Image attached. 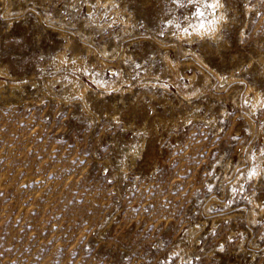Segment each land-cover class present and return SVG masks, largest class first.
<instances>
[{
	"label": "rangeland",
	"instance_id": "374dc122",
	"mask_svg": "<svg viewBox=\"0 0 264 264\" xmlns=\"http://www.w3.org/2000/svg\"><path fill=\"white\" fill-rule=\"evenodd\" d=\"M211 1L0 0V264H264V0Z\"/></svg>",
	"mask_w": 264,
	"mask_h": 264
},
{
	"label": "bare ground",
	"instance_id": "6f19581e",
	"mask_svg": "<svg viewBox=\"0 0 264 264\" xmlns=\"http://www.w3.org/2000/svg\"><path fill=\"white\" fill-rule=\"evenodd\" d=\"M211 3L212 4H215L216 3V0H212L211 1ZM219 4H220V2H219ZM8 7V6H7ZM3 11V10H2ZM91 11V10H90ZM7 12V11H6ZM2 14H4V12L2 13ZM5 15V14H4ZM7 16V15H6ZM9 16H11V15H9ZM10 18V17H9ZM101 18V17H100ZM92 19V18H91ZM95 20H96V22H97V24H99V25H104L105 26V24H106V22H104L103 24H101L102 22L99 20V16L98 17H96L95 18ZM212 21V20H211ZM93 22H95L94 20H93ZM94 24V23H93ZM214 24V23H213ZM106 25H108V24H106ZM193 25V24H192ZM217 25V24H216ZM103 26V27H104ZM127 26V25H126ZM201 26H203V27H201ZM209 26V24H207L206 23V21H198V22H196L195 23V25H194V30H195V32H197V33H199L201 36H203V35H205L206 33H208V35H209V33H211V35H213V37L214 36H216L217 37V35H218V33H220V32H218L217 34L215 33V30H217L218 31V28L216 29V28H214L213 27V25L211 24V26L212 27H208ZM218 27H219V25H218ZM61 28V27H60ZM131 28V27H130ZM183 29H184V27H182ZM127 28H125V30H126ZM130 30V29H129ZM182 30V29H181ZM186 31H188V30H185V32ZM216 31V32H217ZM63 32V31H62ZM180 32V31H179ZM184 32V33H185ZM193 33V32H192ZM191 33V34H192ZM176 34H177V32H176ZM181 34L183 35V32H181ZM178 35H180L179 33H178ZM187 35H189V34H187ZM196 36H197V34H195ZM207 35V34H206ZM210 35V36H211ZM182 37V36H181ZM183 37H185V36H183ZM179 38H180V36H179ZM191 38V37H190ZM215 38V37H214ZM158 39V38H157ZM159 41V40H158ZM161 42V41H160ZM69 43V42H68ZM162 44V43H161ZM68 45V44H67ZM103 50V49H102ZM105 49H104V54H105ZM185 51V50H184ZM186 51H190V52H192V56L195 58V57H198V59H199V56L197 55V53H195V51L193 52V50H191V48L190 49H188V50H186ZM65 53V52H64ZM64 53H62V51L60 52V53H58L56 56H55V60L53 61V64H55L54 66H56V67H58V68H60L61 66L60 65H62V69L59 71V72H57L56 73V70L54 71L53 70V72H52V74H51V76H52V78H49V79H46L44 82H41V83H45L46 84V86L47 87H49L50 89L52 88V85L55 83V81H60L61 82V84H62V82L65 84V82H67V79L68 80H70V83H69V89H70V91H71V93H79V94H81V95H84L85 94V92L87 91V89H90V88H88V84H86L85 82H83L77 75H76V72L78 71V72H80L79 70H81L82 71V69L86 66V64H85V62L84 61H82V60H78V61H76V62H73L72 60L71 61H68L67 60V58L65 57V55H64ZM106 55H107V53H106ZM200 56H201V54H199ZM79 56V55H78ZM166 57V60L168 61V63L169 62H172L173 60H171L169 57H167V56H165ZM77 58V57H76ZM79 58H81V57H79ZM201 58H203V57H200V59ZM199 59V60H200ZM202 61V60H201ZM97 62V61H96ZM103 62H101V64H102ZM105 63V62H104ZM206 63V62H205ZM53 64H52V66H53ZM170 64V63H169ZM174 64V63H173ZM203 64V63H202ZM174 65H176V64H174ZM173 65V66H174ZM96 66V65H95ZM172 66V65H171ZM204 66V68H205V66L206 65H203ZM179 67V66H178ZM209 68V67H208ZM2 69V68H1ZM0 69V88L1 87H3L4 85H6V84H8L9 85V87L11 88V91L12 92H14L15 90H18V89H20L21 87H22V84H21V82H19L18 80L17 81H15V80H10V81H7V79H6V81L4 80V79H2V77H7V78H9L11 75L9 74V72L7 73L5 70V72L7 73V74H5L4 73V71L3 70H1ZM5 69H6V67H5ZM89 69V68H88ZM172 69V68H171ZM210 69V68H209ZM7 70V69H6ZM205 70V69H204ZM218 78H222L221 76H220V74L217 72V71H215V70H213V69H210ZM46 71V70H45ZM84 71V70H83ZM112 72H114V69H112L111 70ZM88 72V71H87ZM92 72V71H91ZM4 73V74H3ZM46 73V72H45ZM175 73H178V71L175 69ZM206 73V72H205ZM47 74V73H46ZM45 74V75H46ZM6 75V76H5ZM10 75V76H9ZM176 75V74H175ZM181 75V74H180ZM188 75V74H187ZM208 75L209 74H205V79H204V85H203V87L202 88H197V90L195 91V95H196V92H200V91H202V90H208V92H209V85H210V79L208 78ZM49 76V75H48ZM88 76H89V78H91V79H93V81H95L96 82V84H98L100 87H107V89H115L116 91H120L121 93H124V91L126 90L124 87H123V84L125 83V84H131L130 83V81H129V79H126V78H124V76L122 75V74H119L118 75V77L115 79V80H110V81H108L107 82V84H106V82H103V81H100L99 79H97V77L95 76V73L94 74H92V73H88ZM98 76V75H97ZM189 77V79L191 80V81H193L194 80V78H195V74L194 75H192V76H190V75H188ZM12 77V76H11ZM10 77V78H11ZM233 77H235V76H230L229 78H228V80H230V79H232ZM38 78V77H37ZM227 78V77H226ZM178 80V79H177ZM39 81V80H38ZM42 81V80H41ZM196 81H197V79H196ZM221 81V80H220ZM226 81V80H225ZM231 81V80H230ZM23 82V81H22ZM25 82V81H24ZM145 82V81H144ZM195 82V81H194ZM222 82H224V81H222ZM221 82V83H222ZM229 82V81H228ZM59 83V82H58ZM139 83H141V82H139ZM155 83V85L156 86H158L157 84H159L158 82H154ZM180 83V82H179ZM224 83H226V82H224ZM35 84V83H34ZM182 84V83H181ZM202 84V83H201ZM142 85H144V84H142ZM147 85V84H146ZM160 85V84H159ZM176 85V84H175ZM184 85V84H183ZM7 86V85H6ZM43 86V85H42ZM152 86H154V85H152ZM202 86V85H201ZM250 86V85H249ZM164 87V86H163ZM177 88H179V90L182 92V93H185V92H183V90H182V88L180 87V86H177ZM220 88V87H219ZM101 89H103V88H101ZM107 89H106V91H107ZM2 90V89H1ZM21 90V89H20ZM100 90V89H99ZM104 90V89H103ZM252 90H253V88H252ZM105 91V90H104ZM248 91H250V90H248ZM199 92H198V94H199ZM203 92V91H202ZM247 92V91H246ZM255 92V91H254ZM191 93V92H190ZM207 93V92H206ZM248 93V92H247ZM65 94V93H64ZM79 94H77V95H79ZM102 94V93H101ZM215 94V93H214ZM75 95V94H74ZM87 95V94H86ZM185 95V94H184ZM190 94H188V96H189ZM192 95V94H191ZM194 95V94H193ZM222 95V94H221ZM248 95V94H247ZM186 96V95H185ZM216 96H220V95H217L216 94ZM262 97V96H261ZM83 98H84V96H83ZM188 98V97H187ZM252 103H251V105L247 108V110H249L250 112H252V113H254L255 111H256V109L258 108V106L260 105V103H261V98H260V94L258 93V92H256L255 94H254V97H253V101H251ZM249 112V113H250ZM115 116V115H114ZM116 117V116H115ZM116 120H117V118H116ZM253 124V123H252ZM251 124V125H252ZM177 125V124H176ZM253 127V126H252ZM133 151V150H132ZM250 154V153H249ZM249 154H247V156L249 155ZM258 155V154H257ZM260 156H262V155H260ZM248 157H251V156H248ZM252 158V157H251ZM257 158V157H256ZM263 158V157H262ZM249 159V158H248ZM259 159H260V157H259ZM261 160V159H260ZM258 161V163L260 162H262V161ZM264 160V159H263ZM251 162V161H250ZM257 163V164H258ZM261 165V164H260ZM243 166V165H242ZM260 167V166H259ZM259 167L257 168V165H256V168H257V170H259ZM247 168V167H246ZM254 168H255V166H254ZM260 168H262V165H261V167ZM126 169V168H125ZM237 169V168H236ZM249 169V168H248ZM252 169V167L250 168V170ZM263 169V168H262ZM253 170V169H252ZM240 171V174L237 176L239 179L241 178V175H242V173H244L245 171H247V169H242V170H239ZM237 172V171H236ZM254 172H255V170H254ZM253 172V173H254ZM259 172H260V170H259ZM246 173V172H245ZM247 174H248V172H247ZM255 174V173H254ZM243 176H245V175H243ZM236 177V178H237ZM238 180V179H237ZM253 201H255L254 199H253ZM209 203H211V202H209ZM256 203H257V201H256ZM208 205V204H207ZM211 205V204H210ZM253 205H255V204H253ZM257 205H258V203H257ZM256 205V206H257ZM258 206H260V205H258ZM257 206V207H258ZM262 207V206H261ZM264 207V206H263ZM253 208H255V207H253ZM252 208V209H253ZM209 209V208H208ZM208 209H206V211L208 210ZM256 211V210H255ZM262 211V210H261ZM253 212V211H252ZM254 214H255V212H253ZM257 214V213H256ZM258 215V214H257ZM252 216H253V214H252ZM251 216V217H252ZM256 217V216H255ZM253 218V217H252ZM252 220V219H251ZM255 220V219H254ZM254 222V221H253ZM197 224V223H196ZM198 225V224H197ZM194 226V225H192V226H189L186 230H185V233H184V235H183V238H186V239H192V240H194V242L195 241H197V238H196V236L197 235H199L198 234V226ZM185 239V240H186ZM182 240V239H181ZM184 241V240H183ZM199 241V240H198ZM190 243H191V241H189ZM197 243V242H196ZM192 244V243H191ZM178 246H179V244H178ZM190 248V247H189ZM192 248V247H191ZM188 249V248H187ZM181 250V249H180ZM189 250V249H188ZM176 253H177V251H176ZM180 255V254H179ZM181 260L184 262V263H186V259H185V257L184 256H181Z\"/></svg>",
	"mask_w": 264,
	"mask_h": 264
},
{
	"label": "snow or ice",
	"instance_id": "6c2138e0",
	"mask_svg": "<svg viewBox=\"0 0 264 264\" xmlns=\"http://www.w3.org/2000/svg\"><path fill=\"white\" fill-rule=\"evenodd\" d=\"M207 6V5H206ZM212 7H216V6H219V0H216V3L211 5ZM199 15H203V13H199ZM203 27V26H201Z\"/></svg>",
	"mask_w": 264,
	"mask_h": 264
}]
</instances>
